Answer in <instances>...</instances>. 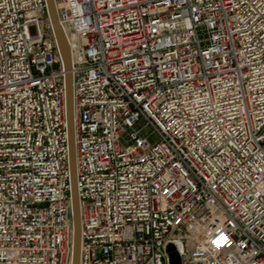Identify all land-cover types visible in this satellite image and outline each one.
<instances>
[{
  "label": "built area",
  "instance_id": "1",
  "mask_svg": "<svg viewBox=\"0 0 264 264\" xmlns=\"http://www.w3.org/2000/svg\"><path fill=\"white\" fill-rule=\"evenodd\" d=\"M0 0V264H264V0Z\"/></svg>",
  "mask_w": 264,
  "mask_h": 264
},
{
  "label": "water",
  "instance_id": "2",
  "mask_svg": "<svg viewBox=\"0 0 264 264\" xmlns=\"http://www.w3.org/2000/svg\"><path fill=\"white\" fill-rule=\"evenodd\" d=\"M47 2V7H48V11L51 17V10H52V6H51V0H46ZM52 20V18H51ZM54 32H55V36H56V40L62 55V59H63V63L66 69H69V64L67 61V49L65 47V44L63 43L59 33L55 30V26H54ZM70 72L66 73L65 76V81H66V106H67V121H68V133H69V118H68V114H70V109H72V114H73V107H72V102H70V95H69V85H68V75ZM73 116V115H72ZM71 146V141L69 138V149ZM71 152V151H70ZM69 161H70V171H71V177H72V163H71V154L69 155ZM78 199V198H77ZM75 194H73L72 192V203H73V237H72V258L74 260V264H76V258H77V230L76 229V225H77V213L74 212V204H75ZM167 250L169 252V260H170V264H180V257L178 255V253L176 252L174 246L172 244H168L167 246Z\"/></svg>",
  "mask_w": 264,
  "mask_h": 264
},
{
  "label": "bare ground",
  "instance_id": "3",
  "mask_svg": "<svg viewBox=\"0 0 264 264\" xmlns=\"http://www.w3.org/2000/svg\"><path fill=\"white\" fill-rule=\"evenodd\" d=\"M51 6H52V10H51L52 22H53V24L55 26V30L59 33L63 43L65 44V47L67 49V61H68V64L70 66L69 45H68V42L66 40V37H65L60 25L58 24L53 0H51ZM68 79H69L68 85H69L70 102H72V78H71V74L70 73L68 75ZM68 118H69V138H70V141H71V146H70V151L71 152H70V154H71V163H72V192H73V194H75V201H76L75 204H74V212L77 213V225H76V229H75V230H77V235H78V238H77L76 264H79V253H80L81 237H80L79 206H78V199H77L76 186H75V150H74V131H73L72 109H70V114H68ZM70 264H74L73 258L71 259Z\"/></svg>",
  "mask_w": 264,
  "mask_h": 264
}]
</instances>
